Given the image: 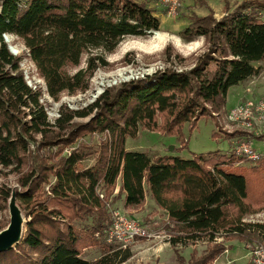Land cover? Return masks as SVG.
Masks as SVG:
<instances>
[{"label": "trees", "instance_id": "trees-1", "mask_svg": "<svg viewBox=\"0 0 264 264\" xmlns=\"http://www.w3.org/2000/svg\"><path fill=\"white\" fill-rule=\"evenodd\" d=\"M223 4L220 19L211 10L192 15L181 32L184 40L202 37L207 45L192 67L106 88L86 107L60 108L50 122L41 92L26 84L4 34L22 42L47 96L58 101L62 94L87 91L96 70L108 66L104 56L126 37L158 31L159 19L147 2L136 0H0V167L20 173L18 188L2 190L0 200L15 192L29 217L19 243L0 253V264L128 260V251H113L103 239L106 202L99 189L107 198L117 184L126 207H138L150 195L175 226L172 247L213 243L205 255L188 261L175 249L177 264H212L225 251L214 243L217 237L264 243V223L244 221L264 210V154L255 161L234 150L183 159L125 148L127 139L145 130L176 136L181 147L175 151L182 150L184 125L192 130L201 118L214 120L229 89L259 74L254 64L264 62V0H242L232 10L228 0ZM84 55L85 67L69 73ZM96 133L97 149L79 143ZM92 155L93 164L84 167ZM89 248H99L102 257L94 263L84 259Z\"/></svg>", "mask_w": 264, "mask_h": 264}, {"label": "rangeland", "instance_id": "rangeland-1", "mask_svg": "<svg viewBox=\"0 0 264 264\" xmlns=\"http://www.w3.org/2000/svg\"><path fill=\"white\" fill-rule=\"evenodd\" d=\"M147 2L148 6L159 19L158 31H151L143 37H126L117 46L115 51L106 54L104 59L108 63L105 68L97 69L90 80L89 89L74 95L62 94L58 101H53L45 92V85L38 76L33 63L30 61L28 51L22 42L12 35L3 36L10 53L19 58V67L23 78L28 86L41 92V103L48 116V120L53 122L58 116L60 108L77 110L86 107L93 102L97 96L104 92L106 88L116 87L124 82L150 76L156 71L164 69L186 70L192 67L196 58L206 51L207 45L202 37L186 41L182 38L181 32L190 24V17L196 15L203 17L213 9L215 19H220L224 14L223 0H205V5H200L196 0H180L178 13L172 17L164 12V6L160 0H136ZM242 0H228L230 10ZM264 19V12H263ZM158 32L166 36V40L160 41L155 36ZM87 55L81 59L78 67L68 69L69 73H74L85 67ZM254 66L259 74L248 79L242 84L229 89L224 110H221L214 120L205 117L201 118L190 130L188 125H184L183 139L186 147H181L180 140L176 136L161 135L158 133L139 130L135 138L127 139L125 148L128 151L144 152L150 157L160 155H173L183 159H190L193 155H205L209 152L220 151L230 154L234 150L242 154V146L246 145L253 154H264V138L262 141L258 137H264V119L262 124L248 126V122L242 120L231 121L230 113L238 105L249 103L255 105L264 101V62L256 63ZM76 122H84L85 119H77ZM262 126V128H260ZM243 135L234 134V132ZM213 134L216 137H213ZM233 134V136H227ZM100 134L88 135L81 138V144L89 146L92 150L97 149ZM173 147V152L169 150ZM175 151V152H174ZM94 162V156H89L82 165L89 167ZM26 167H23L25 170ZM25 172V171H24ZM20 173L12 167L4 169L0 167V194L2 190L14 191L18 188ZM48 190V187L45 188ZM101 199L106 202L105 215L107 227L103 232V239L107 245L113 247V251H128L129 259L120 264H177L174 250L188 261L191 257L199 258L206 254L213 243L207 240L188 242L172 247L171 239L175 236V226L168 220L167 215L161 211L154 203L148 193L144 201L138 207H126L124 196L119 193V186L106 198L103 191L99 189ZM10 198L4 203L0 200V232L7 228L10 223L9 213ZM16 203V202H15ZM16 206L18 207L17 203ZM19 209L23 220V232L25 223L29 220L22 209ZM116 213L124 214L130 219L137 221L157 238L139 239L126 248H121L114 243H108L107 231L111 226ZM245 222L264 223V210L248 216ZM86 223H90L87 221ZM74 226L81 228L82 223H74ZM23 234V233H22ZM214 243L224 246L225 251L220 253L212 264H246L250 258L251 250L260 244L258 241L244 243L236 237L228 239L217 237ZM84 259L94 263L102 257L99 248L86 249L82 255Z\"/></svg>", "mask_w": 264, "mask_h": 264}, {"label": "built area", "instance_id": "built-area-1", "mask_svg": "<svg viewBox=\"0 0 264 264\" xmlns=\"http://www.w3.org/2000/svg\"><path fill=\"white\" fill-rule=\"evenodd\" d=\"M160 1L164 6V11L168 15L172 17L176 16L180 0ZM5 35L7 34H4L3 36ZM230 119L231 121L242 120L244 122H248V126L262 124V120L264 119V101L257 102L254 106L249 103H246L245 105H238L231 111ZM260 128H262V126ZM242 148L243 150L241 153L248 159L254 161L258 159L259 154L251 153V150H248L249 148L246 145H243ZM106 234L108 243H114L121 248H126L139 239L158 237L156 234L152 235L149 233V231L137 221L120 213H116L114 215L111 226ZM249 260L250 264H264V243H260L251 250Z\"/></svg>", "mask_w": 264, "mask_h": 264}, {"label": "water", "instance_id": "water-1", "mask_svg": "<svg viewBox=\"0 0 264 264\" xmlns=\"http://www.w3.org/2000/svg\"><path fill=\"white\" fill-rule=\"evenodd\" d=\"M169 151L172 153L173 147ZM15 202V192H12L9 201L10 223L0 232V253L13 249L19 243L23 233V220Z\"/></svg>", "mask_w": 264, "mask_h": 264}, {"label": "bare ground", "instance_id": "bare-ground-1", "mask_svg": "<svg viewBox=\"0 0 264 264\" xmlns=\"http://www.w3.org/2000/svg\"><path fill=\"white\" fill-rule=\"evenodd\" d=\"M155 36L157 37V39H159L160 41H165L166 40V36L163 34H160L158 32L155 33Z\"/></svg>", "mask_w": 264, "mask_h": 264}, {"label": "crops", "instance_id": "crops-1", "mask_svg": "<svg viewBox=\"0 0 264 264\" xmlns=\"http://www.w3.org/2000/svg\"><path fill=\"white\" fill-rule=\"evenodd\" d=\"M213 11V9H211Z\"/></svg>", "mask_w": 264, "mask_h": 264}]
</instances>
